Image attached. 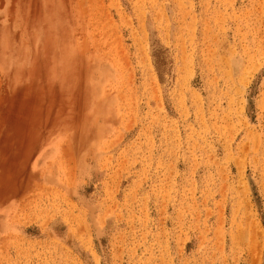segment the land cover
<instances>
[{"label":"rangeland","instance_id":"1","mask_svg":"<svg viewBox=\"0 0 264 264\" xmlns=\"http://www.w3.org/2000/svg\"><path fill=\"white\" fill-rule=\"evenodd\" d=\"M0 264H264V0H0Z\"/></svg>","mask_w":264,"mask_h":264}]
</instances>
